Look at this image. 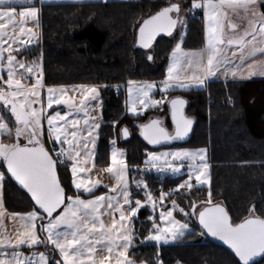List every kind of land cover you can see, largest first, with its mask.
Listing matches in <instances>:
<instances>
[{
	"label": "snow or ice",
	"instance_id": "1",
	"mask_svg": "<svg viewBox=\"0 0 264 264\" xmlns=\"http://www.w3.org/2000/svg\"><path fill=\"white\" fill-rule=\"evenodd\" d=\"M261 8H264V0H191L189 11L202 9L204 12L206 47L200 51H184L181 44L177 43L171 52V63L162 91L166 92L172 87L187 88L190 85H203L205 80L216 75L221 67L224 68L225 75L231 73L235 77L244 67V61L258 55L264 57V11ZM38 11L32 0H28V6H20L19 11L15 0H0V72L5 69L4 53H8L7 80L0 75V83L6 86V88L0 87V102L15 118V126L11 127L4 117L0 116V136H7L11 141L5 143L0 140V158H3L6 163L7 172L23 189L27 190L34 201L31 211L9 214V218L13 221L18 218L19 227L16 228L15 235H0V264H49V257L45 252H32L25 255L20 251L22 245L31 248L40 244H45L46 247L51 244L59 251L61 259L56 260L55 264H61V261L62 264H113V261L114 264H135L126 255L134 236L126 225L129 218L135 216L143 204L141 200L136 199L135 206H132L133 201L126 179L128 166L123 152L115 147V141H112L110 164L103 171H107L116 181L109 188V191L116 195L94 196L93 199H82L79 191L82 189L83 192L92 193L101 181L86 182L83 178L73 179L72 183L77 189V194L67 195L57 177L58 160L53 158L41 142L42 119L46 118L49 138L69 145L68 149L61 148L57 157L67 155L73 161L71 169L73 177H76L77 172L90 171L83 165H86L88 159L94 155L89 144L94 148L95 139L85 140L83 135L77 139L78 133L81 132L78 128L79 120L68 119L69 112L61 114L60 111L54 110V114L45 115L40 92V89L45 87L41 64L38 62L26 64L13 55V52L18 51V48H13V45L23 46L21 36L27 34L29 44L33 37L38 36L31 29L25 28L28 19L39 23ZM180 11L179 3H170L143 19L138 28L139 45L149 48L161 33L171 36L178 24L186 23L184 17L179 15ZM172 13H176V16L173 17ZM232 15L247 19L248 24L242 35L230 37L225 41L226 27L232 31L238 29V25L231 20ZM17 28L19 35L16 34ZM10 31L12 35H9ZM5 44L8 46L4 47ZM225 47L232 50V57L238 55L240 64L233 65L224 51ZM148 59L151 60L152 56L149 55ZM253 64H257L260 74L264 75V61L258 62L253 59L252 63L247 65L249 74H254ZM185 66L188 69L199 70V74L193 71L191 75H188L184 71ZM18 69L24 71L18 72ZM33 77L35 79L31 86L21 82ZM136 83L128 82V111L134 115L142 114L144 109L150 106L155 107L163 102L153 100L149 96L155 86L153 83L145 82L134 88L133 85ZM74 90L82 91L84 96L91 93V100H96L99 96L96 86L79 85L74 86ZM47 93L46 107L48 109H52L53 105L69 103V100L64 98L65 86H49ZM34 104H40L41 107L35 108ZM79 104L84 105L79 110L85 114L84 125L87 136L91 138L96 129H99L100 123L88 115V105H85L84 100H80ZM184 104L185 101L180 97L170 100L171 118L175 124L174 134L169 133L159 119H151L140 125L143 139L150 145H158L185 137L190 130L192 120L184 116ZM58 121L64 123L58 125ZM116 123L113 121L114 125ZM69 127L72 129L70 132ZM122 133L127 137L128 129H122ZM13 135L15 139H12ZM21 137L26 140V143L20 142ZM205 152V149H200L196 153L148 152L146 163L160 172L171 171L175 174L184 167V160H195L199 157L200 163L190 164L187 179L177 186L178 189L191 190L194 186L209 184L210 166ZM3 179L4 173L0 172V181ZM193 180L195 185L192 183ZM144 187L147 188L146 183ZM166 195L162 192L160 200H163ZM147 199L153 201L150 192L147 193ZM172 203L173 207H176L175 201ZM124 205L128 206L127 209ZM153 205H155L154 201ZM190 207V212H186L183 208L179 210L186 216L198 215L202 228L210 235L224 241L239 258V264H253L256 257L264 258V217L251 214L255 211L254 206L249 209L250 215L239 223L232 222L228 211L223 206L213 203L210 190L206 201H193ZM116 213H119L118 219L115 217ZM105 214L111 218L110 224L104 223L102 216ZM4 215L5 213L0 211V217ZM160 219L167 220L170 226L161 228L154 222L155 232L145 237L146 240L167 243L169 240L182 237L189 228L187 223L173 218L172 210L161 212ZM38 231L46 235V241L38 234Z\"/></svg>",
	"mask_w": 264,
	"mask_h": 264
},
{
	"label": "trees",
	"instance_id": "2",
	"mask_svg": "<svg viewBox=\"0 0 264 264\" xmlns=\"http://www.w3.org/2000/svg\"><path fill=\"white\" fill-rule=\"evenodd\" d=\"M179 1L44 5L41 16L42 45L25 50L20 55L28 58L42 55L44 82L48 87L102 86L103 108L96 164L100 168L109 166L114 140L115 145L126 153L133 196L138 194L134 191L133 181L142 176L141 169L145 166L148 152L177 146L206 148L211 165L213 203L223 204L233 223H239L249 216V209L253 206L255 211L251 214L264 217V79L212 82L202 88L184 90L171 88L166 93L169 98L163 106L137 116L129 114L126 109L124 86L129 81H164L171 52L181 37V33L160 37L151 49H139V25L161 8ZM186 8L188 16L184 24L186 34L183 47L189 50L203 49L202 15H196L194 10L189 11L191 0ZM261 10L264 11V8ZM149 55L152 56L151 60L148 59ZM174 97L182 98L187 104L184 113L193 121L189 138L183 143L153 147L143 139L140 125L154 116L166 118L171 126L170 100ZM0 111L14 127L15 118L11 113L1 106ZM113 121L117 123L114 125ZM124 128L128 129L129 137L123 135ZM0 171L5 174L6 209L14 213L31 211L34 201L7 172L3 158H0ZM57 173L66 194L76 195L70 167L58 161ZM143 177L156 196L162 192L171 194L186 179V176L161 177L152 172L145 173ZM103 192L104 189H99L92 196ZM174 193L170 197L183 209L191 211L193 201L208 199L209 189L194 187L189 191L181 189ZM149 215V210H142L134 220L139 224V229L135 236L136 244L129 254L132 261L149 264L159 261L162 264H239L230 252L208 238L202 243L187 242L196 238L195 233L173 245L142 243L152 227ZM178 217L182 219L180 214ZM194 225L201 231L197 222ZM42 249L48 253L50 264L61 259L55 248L45 246ZM258 264H264V260Z\"/></svg>",
	"mask_w": 264,
	"mask_h": 264
},
{
	"label": "crops",
	"instance_id": "3",
	"mask_svg": "<svg viewBox=\"0 0 264 264\" xmlns=\"http://www.w3.org/2000/svg\"><path fill=\"white\" fill-rule=\"evenodd\" d=\"M131 1H140V0H32V3L38 8V21L39 23L37 24L34 20L32 19H28L26 24H25V28L26 29H31L33 32L37 33L38 36L37 37H33L32 38V42L29 44L27 41L29 39L27 34H24L23 36H21V41L23 42V46L19 47V45H13V48H18V51L13 52V55L16 56V59L19 61H23L26 64H30L32 62H38L41 64L42 66V70H43V83L45 85L44 88L40 89L41 92V98L43 100V104L45 107V115L48 114H54V110L55 111H60L61 114H63L64 112H69L70 115L68 117V119L72 120H79V124H78V128L81 129V132L78 133V137L77 139H80V136L83 135L85 140H89L94 138L95 139V146L93 148V146L91 144H89V148L93 150L94 155H92L89 159H88V163L86 165H83L86 169H90V171H85L83 173L81 172H77L76 177H73L72 175V165H73V161L71 159H69V157L67 158L66 163L69 167H70V172H71V177H72V181L73 179H85L86 182H92V181H96L99 180L101 181L100 184H98L94 189L92 193H86L83 192V190L81 189L79 191V194L82 195L81 198L82 199H93L94 196H100V195H116V193H111L109 191L110 186L114 185L116 183V181L112 178V176L107 172V171H103V169H106L107 167L104 168H100L97 166L96 164V154H97V145H98V140H99V134H100V127L99 129H96V132L94 133L93 137H88L87 136V129L84 125V118H85V114L84 112L80 111L79 109L84 107V105L79 104L80 100H84L85 105H88V115L90 117H94L96 119L97 122L100 123L101 125V113H102V108H103V100L101 98V94H100V90L102 88V86H96V85H92V86H96L98 89V93L99 96L96 100H91V93H89L87 96H84L82 91L80 90H74V86H65V95L64 98L66 100H69L68 104H61V105H53L52 109H48L46 107L47 105V87L45 82H44V64H43V57L42 55L37 56V57H25V56H21L20 53L25 51V50H30L34 47H38L42 45V41H43V37H42V20H41V16H42V7L44 5H49V4H90V3H109V2H131ZM15 3L17 5V10L19 11L20 6H28V0H15ZM200 11L203 21H204V48L206 47V36H205V19H204V12L202 9H194V12L196 11ZM185 11V14L188 13V9L186 7H181V12ZM200 15V16H201ZM231 20L233 23H236L238 25V29L236 31H232L230 29H228L227 27L225 28V33H224V39L225 41H227L228 38L230 37H238L239 35L243 34V30L244 28L247 27L248 24V20L245 18H242L241 16H237V15H232L231 16ZM227 24V21H226ZM16 34L19 35V29L17 28L16 30ZM186 34V29L183 30L181 32V37L180 40L178 41V43L181 44V48L184 51H189V49H186L183 47V39L185 37ZM9 35H12L11 31L9 32ZM8 43H11V41H8ZM8 45L5 44L4 47H7ZM203 48V49H204ZM202 49L196 50V51H200ZM224 51L228 54V57L230 60H232L233 65L236 64H240V60L237 57H232L231 55V49L225 47ZM8 53L5 52L4 53V59H5V69L0 72V75L3 76L4 80H7V73H6V58H7ZM256 59L258 62L261 61L260 56L258 55L255 58H249L246 61H244V67L240 70V73L238 75H236L235 77H233L231 75V73H228L227 75L224 74V68L221 67V69L219 71L216 72V75L208 77L205 80V83L203 85H190L187 88H179V87H172V88H177V89H190V88H202L206 85H208L209 83L212 82H222V83H228V82H233V81H249V80H253V79H264V75L260 74L259 69L257 64H253L252 68L254 70V74H249V69L247 67V65L252 63V60ZM206 62V61H205ZM171 63V58L170 61L168 63L167 69H166V77H167V70L168 67ZM23 69H18V72H23ZM184 71L188 73V75H191L193 71H196L197 74H199V70L193 68V69H188L187 66H185ZM38 74V73H37ZM183 75V73H181ZM25 75H27V73H25ZM34 79L35 77H33L32 79H24L21 82L31 86L32 83H34ZM166 79V78H165ZM165 81V80H164ZM159 82V83H155L154 85H159V86H163V82ZM79 86V85H78ZM0 87H5V85H3L2 83H0ZM171 89V88H170ZM169 90V89H168ZM167 90V91H168ZM167 93V92H166ZM58 96L60 95L59 93L57 94ZM0 106L4 108L3 103L0 102ZM33 107L35 108H39L41 107L40 104H34ZM10 108V106H9ZM5 109V108H4ZM7 112L11 113L9 110L5 109ZM0 116H3V114L0 111ZM4 117V116H3ZM5 121L8 122L6 120V118L4 117ZM63 121H58L57 124H63ZM10 125V124H9ZM11 126V125H10ZM42 130H43V135L41 137V142L44 144L45 148L48 149L50 151L52 146H59L60 148H64V149H68L69 145L67 144H62L58 141H55L53 138H49L48 136V125H47V120L42 119ZM69 132L72 131V129L69 127ZM7 136H0V140H2L5 143L11 142L9 139H7ZM15 139V137H14ZM63 139V137L61 138ZM69 139H71V136H69ZM24 140V143H26L25 139L21 137L20 142L22 143ZM116 148L117 145H115ZM113 146L111 147L112 150ZM119 149V148H118ZM123 154H124V158L126 160V164H127V159H126V153L124 150L120 149ZM111 154V151H110ZM84 155V153L82 152V156ZM128 166V165H127ZM1 172V171H0ZM127 182H128V190L130 192V196L131 199L133 201L132 206H135L134 203V196L132 193V189H131V185H130V176H129V170L127 171V176H126ZM4 180H5V174H4V179L2 181H0V204H2V208H0V211H3L5 213V215L3 217H0V235L2 234H11V235H15V230L16 228L19 227V220L17 218L16 221H13L12 219L9 218V214L14 213V212H10L6 209L5 207V201H4ZM73 185V183H72ZM107 186V187H106ZM74 187V185H73ZM75 189V187H74ZM99 189H104L105 192L103 193H99L96 194L94 196H92L93 194H95ZM76 193H77V189H75ZM84 196V197H83ZM119 199V197H118ZM127 205H124V208L127 209ZM136 216V215H135ZM135 216L130 217L126 227L131 230L133 232V221L134 218H136ZM115 217L118 219L119 217V213L115 214ZM102 219L104 221L105 224H110L111 223V218L105 214L104 216H102ZM38 234L42 236L43 239H45L46 241V235L44 233H41L38 231ZM134 241V238H133ZM47 246H51L53 248H55L53 245L48 244ZM133 246V242L132 244L129 246L128 250H127V258L131 260L129 254H130V250ZM43 247H45V244H40L37 246H33L31 248H29L26 245H22L20 248V251H22L25 255H29L32 252H45L47 255L48 253L46 251H44V249H42ZM58 251V250H57ZM59 252V251H58ZM49 257V255H48ZM136 263V262H135ZM49 264H50V260H49ZM114 264V261H113Z\"/></svg>",
	"mask_w": 264,
	"mask_h": 264
},
{
	"label": "rangeland",
	"instance_id": "4",
	"mask_svg": "<svg viewBox=\"0 0 264 264\" xmlns=\"http://www.w3.org/2000/svg\"><path fill=\"white\" fill-rule=\"evenodd\" d=\"M189 3V0H180L179 1V4L181 5V7H186ZM181 17H184V19L187 18L188 16V13L185 14V11L181 12ZM183 30H185V27L184 25H178V28L175 32V35H178L179 33H181ZM174 35V36H175ZM261 61H264V57H260ZM141 84H144V83H136L135 85H133V87H139ZM155 84V83H153ZM128 87H129V84L127 86H124V90H125V96H126V109L128 111V108H129V93H128ZM162 88L163 86H159V85H155L153 87V89L150 91L149 93V96L151 97V99L153 100H157V101H163L161 104H158L157 106L155 107H149L147 109H144L143 110V113L147 112L148 110H151L153 108H157L159 106H163V104L168 100L169 97H167L166 95V92L165 91H162ZM185 111V109H184ZM129 114L133 115V116H137V115H142V114H137V115H134L133 113H131L130 111H128ZM184 116L186 118H188L187 114H185L183 112ZM154 118H158L161 120L162 122V125L168 130L169 133H173L175 131V127L174 125L172 124L171 122V126H169L167 124V119L166 118H160V117H151L149 118V120L151 119H154ZM148 120V121H149ZM42 136H40V139H41ZM23 138V137H22ZM26 141V140H25ZM24 143V140L23 142ZM120 149V148H119ZM200 149H205L206 152H205V155H206V160L209 164V176H210V180H209V184L207 185H197V186H194V187H207L209 190H211V183H212V177H211V165H210V161H209V152L206 148H191V147H187V146H177V147H172V148H164V149H161V150H158V151H155L156 153H162V152H175V151H188V152H192V153H196L198 152ZM123 150V149H122ZM179 163V162H178ZM200 163V160H199V157H197L195 160H184L183 161V164H184V167L181 169V171L179 173H172L171 171H164V172H160L158 171L156 168H153L151 167L150 164L148 163H145V166L141 169V173H142V176H139L137 179H135L133 182L134 184V191H136V193H138L137 195L134 196V200L136 199H139L142 201V204L143 206L139 208L137 214H136V218L138 216V213L142 210H149L150 211V215L149 217H152V219H149L151 222H152V227H151V230L150 232L147 234V236H149L150 233H153L155 232V229L153 227V224L154 222L156 224H158L161 228H164V227H167V226H170L168 225V221L167 220H161L160 219V213L161 212H167L168 210H172L173 211V218L175 220H178L182 223H187L189 225V228L188 230L185 231V234L182 236V237H178L177 239L175 240H169L167 243L163 242V241H160L159 243L156 242V241H152V240H146L144 238L143 242L142 243H145V242H151L152 244H155L157 246H167V245H173V244H176V243H181L182 242V239L189 235V234H192V233H195L196 234V238L194 240H190V241H187V242H191V243H202V242H205L207 237L206 235L202 232V230H198L196 229V226L194 225L195 222H197V215H189V216H186L184 213L180 212V208H182L178 202L176 200H173L172 197H170L171 195H174L175 193L174 192H180L181 189L182 190H185V191H189V189L187 188H177L175 189L171 194H167L163 200H160V196H156L154 193L151 192V190L149 189V187L147 186V188L144 187V183L145 180H144V177L143 175L147 172H152L156 175H159L161 177H165V176H171V177H180V176H186V179H187V175L190 171L189 169V165H197ZM136 178V177H135ZM185 179V180H186ZM141 182H144V183H141ZM184 182V181H183ZM182 182V183H183ZM192 183L195 185V181L193 180ZM131 185V183H130ZM193 187V188H194ZM151 193L152 197H153V201L155 202V205H153V201H149L147 199V193ZM173 201H175V204H176V207H173ZM199 208V206H198ZM186 212H190L188 210H185ZM178 214H180L182 216V219H180L178 217ZM135 220V218H134ZM198 224V223H197ZM139 229V224H137L135 221H133V233H134V241H133V246H135L136 244V241H135V236H136V232L138 231ZM203 233V234H201ZM146 236V237H147ZM132 246V247H133ZM135 264H149V263H146V262H136ZM156 264H162L160 261L157 262Z\"/></svg>",
	"mask_w": 264,
	"mask_h": 264
},
{
	"label": "water",
	"instance_id": "5",
	"mask_svg": "<svg viewBox=\"0 0 264 264\" xmlns=\"http://www.w3.org/2000/svg\"><path fill=\"white\" fill-rule=\"evenodd\" d=\"M172 15H173V17H175L176 16V13H172ZM179 25V24H178ZM178 25H177V27H176V29L173 31V33H172V35H174L175 34V32H176V30H177V28H178ZM171 35V36H172ZM160 37H170L169 35H167V34H164V33H161L160 35H158L157 36V38L152 42V45H151V47H149V48H143V47H141L140 45H139V43H138V32H137V48H139V49H143V50H149V49H151L152 47H153V45L155 44V42L158 40V38H160ZM186 102H185V104H184V107H183V112H184V109H185V107H186ZM171 107V106H170ZM173 124H174V122H173ZM192 126H193V121H192V125H191V127H190V130H189V132H188V134L185 136V137H183L182 139H177V140H172V141H168V142H162L161 144H158V145H151V146H153V147H159V146H168V145H172V144H175V143H183V142H185V141H187L188 140V138H189V135H190V132H191V129H192ZM174 127H175V124H174ZM175 132V131H174ZM174 132L172 133V134H174ZM128 137H129V132H128ZM143 137V136H142ZM150 145V144H149ZM48 150V149H47ZM10 174V173H9ZM11 175V174H10ZM57 177H58V179H59V176H58V173H57ZM13 180L19 185V183L13 178ZM60 181V180H59ZM20 186V185H19ZM62 186V185H61ZM20 188L21 189H23L22 188V186H20ZM29 196H30V194L27 192V190L26 189H23ZM31 197V196H30ZM216 204H220V203H216ZM221 206H223L226 210H227V208L223 205V204H220ZM228 211V210H227ZM229 213V212H228ZM229 216H230V214H229ZM230 218H231V216H230ZM232 220V219H231ZM197 223H198V226L200 227V229L202 230V232L206 235V237L212 242V243H214V244H216L217 246H220V247H222V248H224V249H226L228 252H230V254L231 255H233L234 256V258L239 262V258L238 257H236V255H235V253H234V251L227 245V244H225L224 243V241H222V240H220L218 237H214V236H212V235H210L209 233H207V231L206 230H204L203 228H202V226L199 224V220H198V215H197ZM264 260V258H262V257H256L255 259H254V261H253V264H258V263H260L261 261H263Z\"/></svg>",
	"mask_w": 264,
	"mask_h": 264
},
{
	"label": "built area",
	"instance_id": "6",
	"mask_svg": "<svg viewBox=\"0 0 264 264\" xmlns=\"http://www.w3.org/2000/svg\"><path fill=\"white\" fill-rule=\"evenodd\" d=\"M196 15H201V12L200 11H196L195 12ZM61 150V148L57 145L55 146H52L51 149H50V154L53 156L54 159H57L59 162L62 161L63 162H66L67 161V155H64V156H61V157H57V153Z\"/></svg>",
	"mask_w": 264,
	"mask_h": 264
}]
</instances>
